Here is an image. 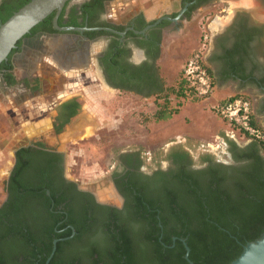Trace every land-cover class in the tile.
I'll list each match as a JSON object with an SVG mask.
<instances>
[{
    "label": "flooded vegetation",
    "instance_id": "1",
    "mask_svg": "<svg viewBox=\"0 0 264 264\" xmlns=\"http://www.w3.org/2000/svg\"><path fill=\"white\" fill-rule=\"evenodd\" d=\"M86 1L88 0H70L64 19L70 20L74 16L71 12L75 9L80 21L82 17L79 9ZM112 1H104L103 8L89 12L92 22H105L109 26L96 27L102 28L100 30L90 28L82 32L46 33L36 30L19 40L5 61L11 66L14 79L12 84L3 81L4 69L0 68V92H10L11 102L16 105L42 97V101L35 102L37 104L33 107L36 109L33 111L45 112L46 108L41 106L46 105L50 112H54L55 115L48 118L54 135L60 134L53 130L59 106L74 100L80 106L76 115L78 116L82 102L73 95L66 99L59 98L58 102L49 107V100L46 98L48 94L42 92L37 69L31 65L34 69L32 75L26 70L20 77L15 73L16 62L23 60L24 55H31V60L37 55L55 57L66 70L78 69L86 60L91 69L98 73L99 83L105 87H113L120 92L129 86L141 89L142 75L139 70L128 65L131 59L129 47L140 48L147 54L154 55L166 27L175 25L165 19L166 17H178V24L175 26L180 27V21H188L198 9L224 0H169V3H176V9L164 10L151 21H147L140 10L127 11L126 15L125 5H121L112 15L109 12ZM2 2L0 0V6ZM256 2L264 9V0ZM243 14L238 16L237 24L234 25L236 41L231 55L228 56L234 62V68L242 82L241 89L250 96L257 123L264 128V25L252 23ZM87 31L101 33L88 36L85 35ZM61 35L68 38L64 43L55 48L44 46L46 40L56 39ZM99 43L101 46L93 54L92 45ZM62 74L65 76L66 73ZM24 141L12 149V160L1 182L0 264H39L44 257L47 256L46 260L48 259L51 253L48 248L52 250L54 242V264H106L113 250L110 248L111 243L115 236L119 237V232L131 244L130 255L137 261L141 251L135 249L133 237L140 223L130 225L126 218L131 213V206L136 205L134 195L139 193L141 202L146 199L158 201V188L172 189L175 174L189 173L196 176L197 171L209 168L217 172H231L230 170H234L232 168H238L246 162L235 159L229 152L228 145L224 161L205 148L192 152L185 143L175 144L164 151L153 166L149 163L152 159L144 157L138 150H125L117 155L109 173L114 192L113 200L109 202L100 201L91 190L79 186L74 179L67 176L66 154L58 146H48L40 139ZM57 143L59 144L58 141ZM234 144L238 149L235 152L243 151L249 145ZM177 147L188 153L190 162L168 157ZM203 155H209L210 160L202 163ZM144 225L149 228L147 222ZM46 260L43 264H46Z\"/></svg>",
    "mask_w": 264,
    "mask_h": 264
},
{
    "label": "trees",
    "instance_id": "2",
    "mask_svg": "<svg viewBox=\"0 0 264 264\" xmlns=\"http://www.w3.org/2000/svg\"><path fill=\"white\" fill-rule=\"evenodd\" d=\"M29 1L3 0L0 6V24ZM104 1L107 0L84 2L79 9L82 17L80 21L75 9L74 13L71 12L74 16L70 20L64 19L68 1L58 17V26H109L105 22L94 23L89 18V12L103 8ZM54 14L55 12L51 13L35 25L28 34L36 30L57 33L51 22ZM96 33L101 31H87L85 35L93 36ZM0 68L4 69L3 81L12 84L14 79L9 62H2ZM160 94L158 100L160 98L162 101L157 104L154 121L168 120L178 112L181 104L172 106L167 100L170 94L175 98L200 100L185 87L181 74L173 88ZM79 107L74 100L62 103L53 123L54 132H62L64 125L78 114ZM226 142L235 159L246 161L242 166L232 168L234 170H230L231 172H217L209 168L197 171L196 176L189 173L175 174L172 189L158 188V201L146 199L141 202L139 193L134 195L136 205L131 206V213L126 218L130 225L140 223L133 238L135 249L141 252L137 261H134L129 252L131 244L119 232V237L115 236L114 240L112 238L110 248L113 250L106 264H189L184 258L182 240H185L189 248L188 257L194 264H230L247 243L261 236L264 231V143L251 141L245 150L235 152L238 149L233 141L226 139ZM168 157L189 161L188 153L181 147L173 149ZM209 160V155L201 156L202 163ZM144 222H147L149 228H146ZM48 251L51 252V248ZM46 257L39 264H43ZM50 264H54L53 257Z\"/></svg>",
    "mask_w": 264,
    "mask_h": 264
},
{
    "label": "rangeland",
    "instance_id": "3",
    "mask_svg": "<svg viewBox=\"0 0 264 264\" xmlns=\"http://www.w3.org/2000/svg\"><path fill=\"white\" fill-rule=\"evenodd\" d=\"M249 1L254 5H247L245 3L244 5L247 8L243 6L242 9H252L255 11L258 8L256 0ZM221 2H215L202 7L193 14H197L199 19L203 17V22L211 20L215 16L224 13V11H221L223 7L224 9L228 8L226 3ZM170 4L171 7L168 9H176L175 2L172 1ZM129 9L130 11H136L139 10V7L132 6ZM125 11L127 15V11L129 10ZM248 11L250 12V10ZM109 12L111 13V11ZM198 18L194 22L198 21ZM179 24L180 27L175 25L166 27L165 32L167 34L162 39L163 47H170V53L168 55L165 53V58L168 56L167 58L171 59L168 62L173 64V74H175L177 67L181 64V60L183 61L194 48L199 47V37L203 32L202 29H193L192 25L186 24L184 20ZM188 35L191 38V42L187 40ZM184 36H186V39ZM67 39V37L61 35L56 39L46 40L44 46L46 48H55ZM100 46V43L92 45L93 52L98 51ZM24 56L23 60L16 62L15 73L20 77L24 74V70H26L32 75V70L37 69L36 74L41 79L42 92H47L46 94H48L46 98L49 100V107L54 102L73 95L78 97L82 103L85 100H89L90 96L97 95L95 90L92 92L87 90L89 86L98 88L101 85L98 73L92 70L91 66L88 68V71H84L82 67L66 70L58 63L55 57L37 55L34 60H31V55L26 54ZM31 65L34 69L30 67ZM62 73H66L65 76ZM75 81L76 83H74ZM102 93L103 97H106V93ZM242 95L250 97L245 93H242ZM10 96V92H0V195L2 194L1 182L12 160V149L28 139H40L48 146L56 145L60 150H63L66 154L65 170L67 176L74 179L79 186L91 190L100 201L110 202L113 200L112 196L114 192L109 173L111 167L114 166L117 155L125 150H138L144 157L152 159L149 163L153 166V164H157L164 151L169 147L185 143L184 145L192 152H199L202 148H209L221 157L222 160L226 161L227 144L225 140V144L223 143L224 141L221 142L220 147L217 149L216 146L207 145L214 142L212 139L208 142H199L198 140L183 138L186 134H197L201 140H205L204 135L211 134L209 127L206 128L209 121L200 120L199 118L202 112L198 108L200 104L192 103L193 101L188 98H175L174 95L170 94L167 100L171 105L174 106L176 103H180L182 108L178 114L171 118L170 122H167L168 124L162 126L165 121H154L153 116L149 118L137 110L132 109L130 113H126V107H124L125 101L123 102L122 100L123 93L119 91L115 93L116 99L114 103L117 106H115L116 110L119 109L117 111L119 113L115 114L117 122L114 126L109 122L108 117H106L107 113L102 114L103 116H92L89 110L93 107H90L88 104H82L80 115L82 117L87 115L93 121V125L89 126L90 129L87 127L89 131L86 128L80 134L71 135L72 129L75 128L76 123L79 121L78 116H76L72 118L59 135H54L50 127V119L52 115H55L54 112H50L45 104V106H41L46 108L45 112L39 113L35 110L33 111V109H36L33 107L37 104L35 102L42 101V97L40 99L36 98L34 101L20 102L16 105L14 102H11ZM133 98L134 100L132 99L130 102L126 101V103L136 104L138 100L141 101L137 97ZM102 101L103 107L101 109H106L107 105L111 107L112 102L107 103L105 98H102ZM161 101L159 98L158 103H161ZM211 114L215 124L218 123L220 120L216 112L212 110ZM148 122L151 124L149 125ZM155 123L158 124L155 125ZM145 133L154 136V138L145 140L143 137ZM58 139H61L59 144L57 143ZM233 140L240 146L244 145V142L239 139Z\"/></svg>",
    "mask_w": 264,
    "mask_h": 264
},
{
    "label": "crops",
    "instance_id": "4",
    "mask_svg": "<svg viewBox=\"0 0 264 264\" xmlns=\"http://www.w3.org/2000/svg\"><path fill=\"white\" fill-rule=\"evenodd\" d=\"M221 3L227 4V9H224V7L221 9V11H224L225 14L223 13L219 16H215L213 19L207 20L206 22H203V17L199 19L197 14H193V16H191L192 18H189L188 21H185L186 24L192 25L193 29L197 28L203 30L201 36L199 37V47H196L190 51L188 56L196 50L201 48L203 49V61L208 68L213 83L212 92L208 97L204 98L203 100L200 99L192 102L200 104L198 108L201 109L202 112L200 113L199 118L200 120L203 119L209 121L207 122L208 124L206 125V128L209 127L211 134H205V140H201L197 134H186L184 137L182 136L183 138L198 140L199 142H208L211 139L213 140L216 136L223 138L227 136V132L229 130L228 124L218 116L217 117L220 121L215 124L211 111L214 110L215 107L220 103H223L226 99L234 95H242V93H245L244 90L241 89L242 82L238 78V74L234 68V62L229 57L234 49L233 44L236 41L235 36L237 32L235 31L236 27L234 25L237 24L236 20L239 18L238 16H242V14L245 13L243 16L249 18L252 23L264 25V9H261L259 5L255 11L248 9L250 10L249 12L247 9H245L247 8L244 5L246 3L245 0H224ZM121 5H125V10L129 11V8L132 6L139 7V10L143 13L145 19L147 21H151L155 19L159 13L163 12L164 10H168L171 4L169 3V0H113L110 4V9L113 8L114 10H119ZM243 6L245 7L244 9H242ZM197 18L198 21L194 22L197 20ZM174 24L176 25L178 22ZM165 34H167V32L164 31L161 41L158 45L159 50L156 57H154V55L147 54L140 48L129 47L131 59L128 65L130 68L139 70L140 74L142 75L141 82L143 85L141 89H135L134 87L129 86L121 90L123 93L122 100L123 102L125 101L124 107H126V113H130L133 109L137 110L138 112H142L151 118L158 109L157 104L159 100L157 98L161 95L160 93L167 89L173 88L175 83L178 81L182 66L188 56L183 61L181 60V64L177 67L175 74H173V64L168 62V60L171 59H168V56L165 58V53H167V55L170 53V47H163L162 39L164 38ZM204 35L207 36L206 41H203L202 39ZM184 38L186 39V36H184ZM187 40L191 42L189 35ZM91 50L93 53V49ZM91 56L92 54L90 57ZM81 67L84 69V71H88L90 64H88L85 60V63L81 64ZM87 90L90 92L95 90L97 95H92L89 100L83 101L82 104H88L90 107H93L89 110V113L92 116H101L102 114L107 113L106 117H108L109 122H111V124L114 126L117 122L115 114L119 113L117 112L119 109L116 110L117 106L115 105L114 100L116 99L115 93L119 92V89L105 87L101 84L98 88L89 86L87 87ZM102 92L106 93V97H103ZM133 97H137L141 99V101L138 100L136 104L126 103V101L130 102V100H134ZM102 98H105L107 103L112 102L111 107H108L107 105L105 107L106 109H101V107H103ZM181 108L182 105L179 106L178 112L176 114L179 113ZM176 114H173L171 118ZM171 118L165 120V123H163L162 126L168 124L167 122H170ZM78 119L79 121L76 123L75 128L72 129L73 131L71 132V135L80 134L87 127L93 125V121L89 119L87 115L82 117L79 113ZM148 124L150 125L151 123L148 122ZM156 124L158 123H155V125ZM143 137L145 140L154 138V136L147 133H145ZM57 141L61 142V139H58Z\"/></svg>",
    "mask_w": 264,
    "mask_h": 264
},
{
    "label": "built area",
    "instance_id": "5",
    "mask_svg": "<svg viewBox=\"0 0 264 264\" xmlns=\"http://www.w3.org/2000/svg\"><path fill=\"white\" fill-rule=\"evenodd\" d=\"M116 10L113 9L111 14L114 15ZM202 39L206 41L207 36L204 35ZM181 79L194 97L204 99L211 94L213 83L208 68L203 61L202 48L192 52L186 58L181 69ZM214 110L228 124L229 130L226 137L216 136L213 139L214 142L208 143V146H216L218 149L221 142L226 141V139L233 142V139L235 141L239 139L244 142V145L251 141L264 143V129L257 123L249 98L242 95H234L220 103ZM225 141L223 142L224 144ZM236 144L239 145L238 143ZM205 149L215 154L209 148ZM215 155L218 156L217 154Z\"/></svg>",
    "mask_w": 264,
    "mask_h": 264
},
{
    "label": "water",
    "instance_id": "6",
    "mask_svg": "<svg viewBox=\"0 0 264 264\" xmlns=\"http://www.w3.org/2000/svg\"><path fill=\"white\" fill-rule=\"evenodd\" d=\"M68 1L70 0H30L21 8H19L17 11H15L5 22L1 23L0 24V64L7 60L8 55L16 47V44L19 40H21L25 35H27L35 25L40 23L43 19H45L53 12H55V14L52 18V26L57 31L82 32L84 30H89L90 28L87 27L81 28V27L58 26L57 24L58 16ZM165 19L177 23L178 17L174 19L166 17ZM93 29L100 30L102 28H93ZM182 243L185 248V255H184L185 260L189 264H194L188 257L189 248L186 245L185 240H182ZM54 251H55V242L49 257L46 260V264H48ZM230 264H264V231L257 240L247 243L243 247L240 255Z\"/></svg>",
    "mask_w": 264,
    "mask_h": 264
},
{
    "label": "bare ground",
    "instance_id": "7",
    "mask_svg": "<svg viewBox=\"0 0 264 264\" xmlns=\"http://www.w3.org/2000/svg\"><path fill=\"white\" fill-rule=\"evenodd\" d=\"M245 2H246L247 5H254V4H252L249 0H247V1L245 0ZM88 128H89V127H88ZM88 128H87V130H88ZM89 129H90V128H89ZM88 131H89V130H88Z\"/></svg>",
    "mask_w": 264,
    "mask_h": 264
}]
</instances>
